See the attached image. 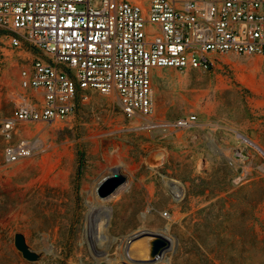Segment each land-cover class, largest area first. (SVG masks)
<instances>
[{"label":"rangeland","instance_id":"obj_1","mask_svg":"<svg viewBox=\"0 0 264 264\" xmlns=\"http://www.w3.org/2000/svg\"><path fill=\"white\" fill-rule=\"evenodd\" d=\"M0 33L1 128L22 103L20 70L53 58L12 49ZM214 57L209 72L154 70L151 117L128 119L116 93L91 91L68 121L20 124L14 141L35 151L13 164L0 133V264H135L125 249L144 232L170 241L154 264H264V154L253 145L264 152V57ZM189 115L192 128L175 127ZM114 172L126 177L123 188L95 199ZM21 201L30 209L17 218ZM91 202L110 212L90 228ZM18 233L37 261L17 250Z\"/></svg>","mask_w":264,"mask_h":264},{"label":"built area","instance_id":"obj_2","mask_svg":"<svg viewBox=\"0 0 264 264\" xmlns=\"http://www.w3.org/2000/svg\"><path fill=\"white\" fill-rule=\"evenodd\" d=\"M0 29L10 48L26 44L53 58L19 72L34 100L16 105L0 128L3 159L13 164L35 151L28 140L14 141L20 124L68 121L91 91L116 93L128 119L151 117L154 70L209 72L215 55L264 57V0H101L98 7L92 0H0ZM196 120L189 115L175 127Z\"/></svg>","mask_w":264,"mask_h":264},{"label":"bare ground","instance_id":"obj_3","mask_svg":"<svg viewBox=\"0 0 264 264\" xmlns=\"http://www.w3.org/2000/svg\"><path fill=\"white\" fill-rule=\"evenodd\" d=\"M244 141H247V140L244 139ZM253 145H255V144H253ZM261 152L264 154L263 151H261ZM97 187L98 186H96L92 192V195L95 197V199H98ZM122 188L123 187H121L119 190H121ZM118 191L115 194H113L112 196L116 195L118 193ZM101 204L100 203L96 204V202L95 203L91 202L89 204V210H88L89 212H87L88 213L87 217H88V223H89V225H91L90 228L93 226L94 221H96L98 219H103L104 217H106L108 212H110V210H109L110 208H108L106 205H103V204L101 205ZM29 209H30L29 205H26L24 203V201L19 202L18 208L15 212L16 217L21 218L22 216H25L26 212H28ZM28 234L36 241L37 237L35 235V231L29 230ZM143 234L144 233H138L130 239L131 241H129V243H127V246L125 249V258L129 262L135 263V264H154L156 262H163L165 259L164 249L161 247L156 249V244L158 242L170 243V241L167 238L160 236V235H157V234H154V233L153 234L149 233L152 235L150 237H142Z\"/></svg>","mask_w":264,"mask_h":264},{"label":"water","instance_id":"obj_4","mask_svg":"<svg viewBox=\"0 0 264 264\" xmlns=\"http://www.w3.org/2000/svg\"><path fill=\"white\" fill-rule=\"evenodd\" d=\"M260 151H262L257 145H254ZM127 179L124 175L114 172L103 179L97 187V195L100 199H107L115 194L121 187H123L126 183ZM144 235V236H143ZM142 237L152 236L151 234L144 232ZM15 246L17 250L22 254V256L30 261L35 262L38 260L39 256L36 252L32 251L27 242L26 238L23 234H16L15 235ZM165 246L164 242H158L156 244V249L162 248Z\"/></svg>","mask_w":264,"mask_h":264},{"label":"crops","instance_id":"obj_5","mask_svg":"<svg viewBox=\"0 0 264 264\" xmlns=\"http://www.w3.org/2000/svg\"><path fill=\"white\" fill-rule=\"evenodd\" d=\"M19 85H20V82H19ZM21 88V86H20ZM22 89V88H21ZM24 92L23 93H19L18 96H19V99L22 100V102L26 101V102H30V101H33L34 99L32 98V95H34V92L32 90H24L22 89ZM41 96H39L37 98V100L41 101ZM19 103H17L16 105H18ZM16 107V106H15ZM13 111V110H12Z\"/></svg>","mask_w":264,"mask_h":264},{"label":"trees","instance_id":"obj_6","mask_svg":"<svg viewBox=\"0 0 264 264\" xmlns=\"http://www.w3.org/2000/svg\"><path fill=\"white\" fill-rule=\"evenodd\" d=\"M2 33H0V35H1Z\"/></svg>","mask_w":264,"mask_h":264}]
</instances>
